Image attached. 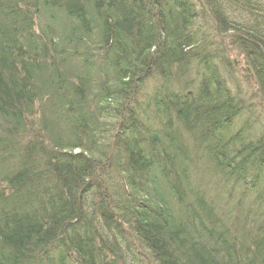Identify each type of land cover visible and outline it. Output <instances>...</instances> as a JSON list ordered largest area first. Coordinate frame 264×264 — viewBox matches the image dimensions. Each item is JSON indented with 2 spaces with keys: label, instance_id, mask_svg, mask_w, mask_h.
Instances as JSON below:
<instances>
[{
  "label": "trees",
  "instance_id": "1",
  "mask_svg": "<svg viewBox=\"0 0 264 264\" xmlns=\"http://www.w3.org/2000/svg\"><path fill=\"white\" fill-rule=\"evenodd\" d=\"M262 109L264 0H0V264H264Z\"/></svg>",
  "mask_w": 264,
  "mask_h": 264
},
{
  "label": "rangeland",
  "instance_id": "2",
  "mask_svg": "<svg viewBox=\"0 0 264 264\" xmlns=\"http://www.w3.org/2000/svg\"><path fill=\"white\" fill-rule=\"evenodd\" d=\"M226 40H228V39H226ZM230 51H229V56H230V58L231 59H233L234 60V66H236V68L238 69L237 71L240 73V74H246V72L244 71L245 69V67H244V63H243V61L241 60L242 59V57L241 56H236L237 55V51H235V50H232V48H230L229 49ZM225 74V73H224ZM241 82H242V80H240ZM244 82V81H243ZM143 92H146V90L145 89H143ZM263 111H260L262 114H264V109H262Z\"/></svg>",
  "mask_w": 264,
  "mask_h": 264
}]
</instances>
